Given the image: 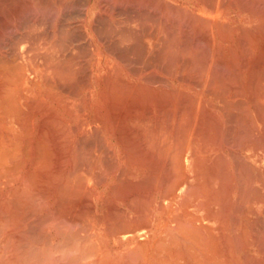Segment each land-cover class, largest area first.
Here are the masks:
<instances>
[{
    "label": "bare ground",
    "instance_id": "obj_1",
    "mask_svg": "<svg viewBox=\"0 0 264 264\" xmlns=\"http://www.w3.org/2000/svg\"><path fill=\"white\" fill-rule=\"evenodd\" d=\"M247 6L0 0V264H264Z\"/></svg>",
    "mask_w": 264,
    "mask_h": 264
},
{
    "label": "rangeland",
    "instance_id": "obj_2",
    "mask_svg": "<svg viewBox=\"0 0 264 264\" xmlns=\"http://www.w3.org/2000/svg\"><path fill=\"white\" fill-rule=\"evenodd\" d=\"M240 1V2H239ZM253 0H244L242 3H241V0H236V2H237V4H239L240 6H247L246 4H248V6H247V9H249V10H255L256 9V7L255 6H257V4H259L260 5V7H261V5H263L264 6V0L261 2V0H257V1H259L258 3H257V1L255 2V1H253ZM239 2V3H238ZM254 2L256 3V4H254ZM254 4V5H253ZM251 5H253V6H251ZM259 5L257 6V9H258V7H259ZM250 7V8H249ZM252 7V8H251ZM254 7V8H253ZM259 7V9L258 10H260L259 11V13L261 12V11H264V9L263 8H260ZM256 11V10H255ZM258 18H260V17H258ZM256 20V19H255ZM256 21H258V22H256ZM255 22H253V27L255 28L254 30H255V32H261V30L262 31H264V29L262 28L263 27V23L260 21V20H256ZM256 23H257V25H256ZM261 24V25H260ZM257 26H258V29H260V27L262 28V29H260V30H258V29H256L257 28ZM260 26V27H259ZM256 30H258V31H256ZM257 34V33H256Z\"/></svg>",
    "mask_w": 264,
    "mask_h": 264
},
{
    "label": "clouds",
    "instance_id": "obj_3",
    "mask_svg": "<svg viewBox=\"0 0 264 264\" xmlns=\"http://www.w3.org/2000/svg\"><path fill=\"white\" fill-rule=\"evenodd\" d=\"M53 255V264H57L58 258H63L68 255V253L64 252H55L52 254ZM60 264H63V260H60Z\"/></svg>",
    "mask_w": 264,
    "mask_h": 264
}]
</instances>
